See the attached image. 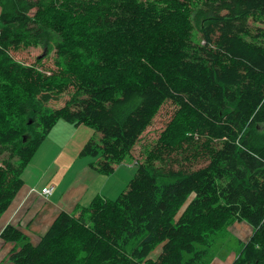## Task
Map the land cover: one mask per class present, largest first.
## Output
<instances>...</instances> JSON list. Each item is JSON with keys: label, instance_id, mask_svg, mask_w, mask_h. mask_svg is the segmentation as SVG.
Returning a JSON list of instances; mask_svg holds the SVG:
<instances>
[{"label": "trees", "instance_id": "obj_1", "mask_svg": "<svg viewBox=\"0 0 264 264\" xmlns=\"http://www.w3.org/2000/svg\"><path fill=\"white\" fill-rule=\"evenodd\" d=\"M0 6V146L19 155L0 163V219L59 121L101 134L80 154L111 175L161 107L176 106L118 198L61 212L37 244L7 226L15 264H206L215 236L241 221L253 231L232 264H264V0ZM38 46L55 52L50 73L38 66L43 57L26 64L12 55ZM66 91L65 105L51 107ZM181 154L207 163L176 170L169 164Z\"/></svg>", "mask_w": 264, "mask_h": 264}, {"label": "rangeland", "instance_id": "obj_2", "mask_svg": "<svg viewBox=\"0 0 264 264\" xmlns=\"http://www.w3.org/2000/svg\"><path fill=\"white\" fill-rule=\"evenodd\" d=\"M1 12L2 7L0 6V14ZM0 25H2L1 19ZM12 55L17 60L26 62V64H37V60L43 57L42 62L38 66L47 70L48 73L54 67L55 52H51L48 55L43 46L23 48L18 51H13ZM68 98H70V91H66L59 99L52 100L49 104L51 107L60 108L65 105ZM175 108L176 106L171 101L166 102L161 107L153 123L146 129L136 145L133 151L134 156L127 157L122 164L117 166L115 172L111 175L102 174L92 168L91 162H95L97 158L82 156L80 154L89 139L96 138L99 141L101 134L89 125H75L61 120L48 135L49 137H55V139L52 138L54 142H51L49 139L44 142L39 156L24 170L25 172H23L22 176L24 180L34 182L40 169L43 167L42 174L44 173V179L41 181L42 184L46 183L52 176L59 181L63 179L62 188L64 189L75 179H79L80 182H86L88 188L84 194L85 199L81 203V206L84 207H88L97 195L116 199L128 189L131 180L138 171L139 164L137 160L143 162L146 158L147 150L156 145L159 136L170 121ZM63 147L65 149L61 154L60 149ZM186 155H177L178 160L171 162L169 165L177 170L181 167L199 168L207 163L202 155L197 158L191 156L190 160L184 158ZM18 160V154H15L7 146H0L1 164L7 165L8 163L15 162L16 165ZM87 161H89L88 168L85 167ZM158 164L161 166L164 165L161 161H158ZM159 181L162 182V180ZM171 181H175V179L171 178ZM192 198L193 196H191L190 201ZM243 227L252 228L245 221L234 222L223 233L220 232V234H217L213 241L212 252L208 256L206 264L211 263L215 258H229L230 261H233L241 251L244 242L251 235L248 234L249 231H244ZM162 251L163 243H160L150 253L149 257H154V259L158 258ZM212 254H215L214 258Z\"/></svg>", "mask_w": 264, "mask_h": 264}, {"label": "crops", "instance_id": "obj_3", "mask_svg": "<svg viewBox=\"0 0 264 264\" xmlns=\"http://www.w3.org/2000/svg\"><path fill=\"white\" fill-rule=\"evenodd\" d=\"M52 138L55 139V137H47L51 142H54ZM47 139L44 140L46 141ZM44 142L41 144L32 161L36 160L39 156ZM64 149V147L60 149L61 154ZM89 161L85 164L86 168H88ZM42 170L43 167L40 169L34 182L24 180L25 184L0 219V264H15L11 259V252L19 245L16 241H7L3 238L2 233L6 230L7 226H16L24 233L27 240H30L33 244H37L61 212L78 216L80 209L84 208V206H81V203L85 199L84 194L88 188L86 182H80L79 179H75L64 189L62 188L63 179L59 181L52 176L51 179L42 184L41 181L44 179ZM49 186H54L55 188L54 193L47 197L45 194H42V189ZM243 228L244 231H249L248 234H252L253 228ZM234 260L230 261L229 258H215L210 264H232Z\"/></svg>", "mask_w": 264, "mask_h": 264}, {"label": "built area", "instance_id": "obj_4", "mask_svg": "<svg viewBox=\"0 0 264 264\" xmlns=\"http://www.w3.org/2000/svg\"><path fill=\"white\" fill-rule=\"evenodd\" d=\"M52 193H54L53 192V187H45V188L42 189V194L43 195L45 194V196H47V197L52 195Z\"/></svg>", "mask_w": 264, "mask_h": 264}]
</instances>
